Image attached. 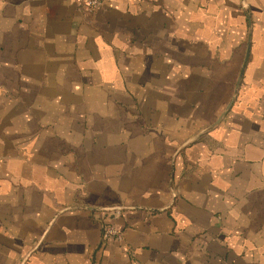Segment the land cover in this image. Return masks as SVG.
I'll return each mask as SVG.
<instances>
[{
  "label": "crops",
  "instance_id": "0c3cea01",
  "mask_svg": "<svg viewBox=\"0 0 264 264\" xmlns=\"http://www.w3.org/2000/svg\"><path fill=\"white\" fill-rule=\"evenodd\" d=\"M103 2L0 0V264H264V0Z\"/></svg>",
  "mask_w": 264,
  "mask_h": 264
},
{
  "label": "built area",
  "instance_id": "2783aa9c",
  "mask_svg": "<svg viewBox=\"0 0 264 264\" xmlns=\"http://www.w3.org/2000/svg\"><path fill=\"white\" fill-rule=\"evenodd\" d=\"M81 6L86 9L87 11L94 12L100 10L104 6L103 0H77ZM102 238L104 240L115 238V239H123V232L111 225V224H104L102 228Z\"/></svg>",
  "mask_w": 264,
  "mask_h": 264
}]
</instances>
